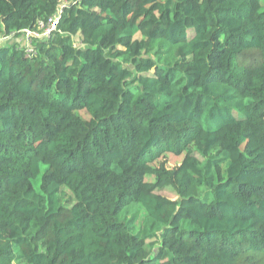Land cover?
I'll return each mask as SVG.
<instances>
[{
    "label": "trees",
    "instance_id": "16d2710c",
    "mask_svg": "<svg viewBox=\"0 0 264 264\" xmlns=\"http://www.w3.org/2000/svg\"><path fill=\"white\" fill-rule=\"evenodd\" d=\"M1 38L0 264H264V0H0Z\"/></svg>",
    "mask_w": 264,
    "mask_h": 264
},
{
    "label": "rangeland",
    "instance_id": "374dc122",
    "mask_svg": "<svg viewBox=\"0 0 264 264\" xmlns=\"http://www.w3.org/2000/svg\"><path fill=\"white\" fill-rule=\"evenodd\" d=\"M4 42L13 43V44L17 43V42H22L23 43L22 46H24V44L26 46L29 45V43L25 40V36H22L19 39H16L15 37H13V38H10ZM2 43H3V38L0 39V44H2ZM82 116H84V113H82ZM181 160H182V156H177L173 153H170V154H168V160L163 161L162 163H167L168 168L173 169V168L179 166ZM147 181L148 182H151V181L155 182V179L153 177H148ZM160 194L162 196H165L166 198H168L170 200H177L178 199L177 194L173 191V189L171 187H169L168 189H165ZM138 217H139V220H137V224H138V229H140L141 226L143 225L144 221H145L146 212L143 209L140 210Z\"/></svg>",
    "mask_w": 264,
    "mask_h": 264
},
{
    "label": "built area",
    "instance_id": "2783aa9c",
    "mask_svg": "<svg viewBox=\"0 0 264 264\" xmlns=\"http://www.w3.org/2000/svg\"><path fill=\"white\" fill-rule=\"evenodd\" d=\"M64 11V6L62 5L59 7L57 13L51 17L47 22L46 21H39L37 25V30H25L24 35L26 39L31 43L33 39L38 38H48L53 31L56 30V27L62 17ZM28 55L33 53L32 48H28Z\"/></svg>",
    "mask_w": 264,
    "mask_h": 264
},
{
    "label": "clouds",
    "instance_id": "9594fccd",
    "mask_svg": "<svg viewBox=\"0 0 264 264\" xmlns=\"http://www.w3.org/2000/svg\"><path fill=\"white\" fill-rule=\"evenodd\" d=\"M23 36H25V35H23ZM25 40L29 43L28 47L31 48V43L26 39V37H25Z\"/></svg>",
    "mask_w": 264,
    "mask_h": 264
}]
</instances>
